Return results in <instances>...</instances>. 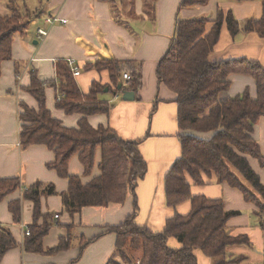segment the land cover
I'll use <instances>...</instances> for the list:
<instances>
[{"label":"crops","instance_id":"obj_1","mask_svg":"<svg viewBox=\"0 0 264 264\" xmlns=\"http://www.w3.org/2000/svg\"><path fill=\"white\" fill-rule=\"evenodd\" d=\"M10 0H0V15L9 13ZM153 0H17L27 5L32 18L25 34L16 35L10 59L2 63L0 76V178L19 181L11 193L0 197V225L7 227L16 244L0 260V264H105L116 253L117 234L105 232L107 226H116L136 210V222L154 232L163 231L167 220L175 213L188 214L192 209L191 200L174 207L166 198V176L175 162L182 156V131L178 127V105L175 96L157 76V65L174 40L178 20L205 17L209 20L208 30L213 27L219 9L231 10L239 22L257 20L263 15L261 0H208L207 4L180 8L183 0H157L155 14L151 17L146 10L147 2ZM51 15L68 19L47 25ZM49 33L38 36L39 27H46ZM220 40L210 57L214 60L240 59L260 61L264 65V37L256 32L241 30L232 36L227 25L221 31ZM119 59L129 61L124 69L131 72L130 65L141 67L143 87L135 100L122 99V94L104 91L100 98L111 104L109 113L89 116L94 128L99 125L114 128L126 141L142 139L140 150L147 161V174L130 191L123 202L101 206H86L80 212L70 215L63 203L62 194L68 191L69 179L49 167L55 162V153L45 144L29 145L20 143L21 101L32 108L38 102L28 91L32 72L46 81V101L51 115L67 127H76L82 115L67 114L57 107L60 95L56 63L59 60H74L81 68L75 77L81 91L88 92L94 80L110 83L107 70H86L84 66L97 59ZM125 71V72H126ZM231 85L224 97H235L248 91L257 98V82L249 74L231 75ZM157 109L151 113L154 103ZM253 136L260 145L264 156V116L256 123ZM250 165L264 183V165L259 159L247 155ZM96 163L91 174L85 168L79 155L71 158L68 172L81 178L84 184L100 176L101 149L96 153ZM239 179L248 186L241 172L232 168ZM192 193L208 198H221L227 211L237 210L227 221L226 228L231 235H246L248 243H235L227 247L226 257L232 260L244 257L240 264H264V227L262 215L256 203L247 201L243 192L216 175L206 176V183H192ZM35 184L44 189L53 186L54 194H42L40 199L42 215L49 217L51 227L43 239V252L36 253L24 248L25 230L35 223L32 200L24 198L27 188ZM136 194V201H135ZM20 201L22 208L19 218L14 216L11 203ZM38 224L44 223L43 216ZM62 237H70V246L58 252L51 250L58 246ZM89 240V241H88ZM87 242L83 248L82 244ZM171 247L182 244L176 238L168 241ZM141 250L131 251V264H140ZM199 264H214V259L197 251ZM121 260V259H120ZM129 264V263H125ZM234 264V263H228ZM238 264V263H235Z\"/></svg>","mask_w":264,"mask_h":264},{"label":"trees","instance_id":"obj_2","mask_svg":"<svg viewBox=\"0 0 264 264\" xmlns=\"http://www.w3.org/2000/svg\"><path fill=\"white\" fill-rule=\"evenodd\" d=\"M156 1L146 4L151 17L155 14ZM261 1L264 7V0ZM207 3L208 0H183L180 8ZM8 8L6 16L0 15V76L2 63L11 57L14 37L25 34L32 18L40 14L37 11L31 13L27 5H20L17 0H10ZM213 23L208 30L209 20L205 17L178 20L174 40L157 65L159 82L164 83L175 96L178 127L182 131V157L166 176V198L172 207L191 200L192 209L188 214L175 213L167 220L163 231L154 232L136 222L135 194V212L125 223L105 228V232L117 234L116 253L105 264H131L133 250L142 251L140 264H199L198 250L215 259L214 264L242 263V256L230 261L226 257L229 245L249 244L246 235L233 236L226 228L227 221L240 212L227 211L221 198L193 194L188 177L192 183L203 185L206 176L216 175L220 181L239 188L244 198L256 203L260 209V225L264 227V183L251 167L247 156L258 158L264 165L260 145L253 136L256 123L264 116V65L259 60L246 57L210 59L224 25H227L232 36L244 29L264 37V10L260 19H248L241 23L231 10L225 12L219 9ZM126 62L129 63L111 58L86 64V70H107L111 81L103 84L94 80L88 92H82L77 85L68 60L56 63L61 80L56 105L67 114L82 115L76 127H67L51 115L46 101V81L36 72H32L28 91L38 102V108L21 101V146L26 148L45 144L54 151L55 162L50 163L49 167L69 179L68 191L62 194V198L70 215L86 206L125 201L130 191L135 192L136 185L147 174V161L139 147L142 139L126 141L116 129L103 125L94 128L89 122L90 115L110 112V102L100 98L107 87L115 95L127 89L135 91L137 95L143 87V69L139 65H130L132 78L125 81ZM233 74L251 75L257 82V98L249 95L247 90L235 97L222 96L229 90ZM157 104L154 103L151 113L157 109ZM99 149L102 158L100 176L84 184L79 176L69 174L68 166L75 155H79L85 173L91 174ZM232 168L239 170L251 186L243 183ZM18 186L16 178H0V197ZM40 188L39 184H35L24 193L25 200L30 199L35 204V223L29 227L30 234L26 237L24 248L36 253L43 252V239L51 227L49 217L42 215L40 199L44 193H55L51 185ZM10 205L14 216L19 218L22 208L20 201H13ZM42 216L44 223L40 225L38 221ZM170 238H176L182 245L171 247L168 244ZM88 241L82 244L83 248ZM15 244L10 230L0 225V260ZM69 246L70 237H62L58 246L51 251L58 252Z\"/></svg>","mask_w":264,"mask_h":264},{"label":"built area","instance_id":"obj_3","mask_svg":"<svg viewBox=\"0 0 264 264\" xmlns=\"http://www.w3.org/2000/svg\"><path fill=\"white\" fill-rule=\"evenodd\" d=\"M67 20H68L67 18L66 19H61L59 17L51 15L50 17H48L46 19V22H47V25L54 24L57 21H60L61 23L66 24ZM48 33H49V29L47 28V26L46 27H39L38 36L40 38H44L45 36L48 35ZM68 61H69L70 65H71V69L73 71L74 77L79 76L81 74V71H80L81 67L74 60H68ZM131 78H132L131 72L126 71V73L124 74L125 81L130 80ZM24 234L26 236H28L30 234V229L29 228L26 229Z\"/></svg>","mask_w":264,"mask_h":264},{"label":"water","instance_id":"obj_4","mask_svg":"<svg viewBox=\"0 0 264 264\" xmlns=\"http://www.w3.org/2000/svg\"><path fill=\"white\" fill-rule=\"evenodd\" d=\"M105 91L107 92V91H109V88L107 87L106 89H105ZM122 99H124L125 101H127V100H135L136 98H135V91H133V90H124L123 92H122Z\"/></svg>","mask_w":264,"mask_h":264},{"label":"rangeland","instance_id":"obj_5","mask_svg":"<svg viewBox=\"0 0 264 264\" xmlns=\"http://www.w3.org/2000/svg\"><path fill=\"white\" fill-rule=\"evenodd\" d=\"M28 18V17H27ZM215 260V259H214Z\"/></svg>","mask_w":264,"mask_h":264}]
</instances>
